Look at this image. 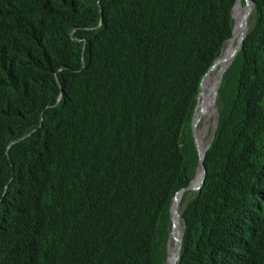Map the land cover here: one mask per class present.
I'll return each mask as SVG.
<instances>
[{"label": "trees", "instance_id": "1", "mask_svg": "<svg viewBox=\"0 0 264 264\" xmlns=\"http://www.w3.org/2000/svg\"><path fill=\"white\" fill-rule=\"evenodd\" d=\"M236 1L0 0V264H165L171 198L198 164L200 82ZM253 1L205 184L181 202V264H213L200 253L221 259L228 231L235 242L253 226L237 210L264 161V0ZM262 240L264 223L251 264Z\"/></svg>", "mask_w": 264, "mask_h": 264}, {"label": "clouds", "instance_id": "2", "mask_svg": "<svg viewBox=\"0 0 264 264\" xmlns=\"http://www.w3.org/2000/svg\"><path fill=\"white\" fill-rule=\"evenodd\" d=\"M239 1L237 4H239ZM251 1H252L251 13H250L249 18L247 20V24L244 27L245 32L243 33V41H242L241 47H239L240 46V38H241V36L239 37V32H240L239 24L240 23L237 24L235 17H234V11H233V14H232L233 27H232L231 36H230V38H228L226 40V42L224 43L218 57L214 60V62L212 63V65L210 66V68L208 69V71L203 76V78L200 82L199 91H198V95L196 98V104H195V107L193 109V114H192V117L190 120V128H191V134H192L194 146H195V141H194L193 132H192L193 116L196 115V118H199L200 117V109L206 105H207L206 110L204 111L203 115L201 116L200 121H199L198 126H197V140H198V132H199L200 122L204 118V114L210 106L215 107V110L217 112V117H216L215 127H214V130L212 132L211 139L209 140V143L206 147V150L211 146V143L213 142V140L216 136L218 123H219L218 100H219L220 87L222 85V81H223V77H224L225 73H227V71L230 69V67L235 62L239 53L243 50L245 40H246V38H247V36H248L252 26H253L254 21L252 22V16L255 12V2L253 0H251ZM241 5H242L243 9L245 10V8H246L245 7V5H246L245 0H242ZM234 7H235V5H234ZM236 31H238V37L236 40L235 47L233 48V50L228 55L224 56V59L222 60L221 57L223 56L224 50L227 47V43L233 38ZM235 50H237V53L235 54V57L232 59V54ZM216 62H219V64H217L216 66H214L213 69H211ZM220 72L223 75L221 84H220L218 89H214L217 76ZM208 73H209V77L205 81L204 87L201 91L202 83L205 80V77L207 76ZM211 77H213V81L211 80ZM57 79H59V78H57ZM57 82H58V80H57ZM58 84L60 85L59 82H58ZM205 88H207L209 90L208 95H207L208 99L206 102L204 100L201 103V97L204 95V89ZM201 93H202V95L200 96ZM211 102H212V105H210ZM196 107H197V110H196ZM198 144H199V141H198ZM195 148H196V146H195ZM206 150H205V153H206ZM196 151H197V149H196ZM205 153H204V157H205ZM197 155H198V153H197ZM198 164H199V158H198ZM198 164H197V167H198ZM197 167H196V169H197ZM196 171L197 170H195L193 177L190 179V181L185 186H187L191 181H194L195 183L199 182L201 176L197 180V174L198 173H196ZM205 179H206V177H205ZM204 184L205 183H203L199 189H188V190H185L182 194H179V204H178V214L179 215L176 218V222L178 224V232L181 234V242H180V253H179L178 259L176 260V264H181L182 250H183V248L185 249V245H183V242H184V236L186 233V226H187L186 219L183 217V213L181 210V202H182L185 194L188 193V197H191L195 192H199L202 189ZM185 186H183V187H185ZM183 187L178 189L175 192V194L172 196L170 206H169L170 219H171V229L169 232L168 243L171 246H173V244H174V238L173 237L170 238L171 231H172V216H171L172 200H173L174 196L176 195V193L179 192ZM251 192H252V196H251V199L249 200V202L238 207L237 210L240 212L239 215L242 217L241 221L251 222V223H253V226L249 227V231L244 230L243 233L241 234V236L239 237V239L235 242L233 240H231V232L228 231L227 234L229 235V238L227 240L229 242L230 248L225 252V254L223 255V257L221 259L215 258L214 255H209L206 252H201L200 253L201 257L205 255L204 258H208L213 264H251V263H253L252 255L257 253V249L255 247V244L257 242L258 227H260L264 223V216H263L264 215V161H259L256 164V177L251 184ZM229 227H231V223L229 224ZM168 243H167V247H168ZM261 244H262V246H264L263 240H262ZM167 254H168V248H167ZM166 259H167V255H166ZM166 259H165V264H166ZM260 259H261V261L259 264H264V255H260ZM185 264H187V262Z\"/></svg>", "mask_w": 264, "mask_h": 264}, {"label": "water", "instance_id": "3", "mask_svg": "<svg viewBox=\"0 0 264 264\" xmlns=\"http://www.w3.org/2000/svg\"><path fill=\"white\" fill-rule=\"evenodd\" d=\"M238 1L239 0H237L235 6L237 5ZM245 3H246V5H245L246 8L244 10L242 18L240 20L241 22L239 24V30H240L239 37L241 36V38H240V46L239 47H241V44H242V41H243V33L245 32L244 31V27L247 24V20L249 18L250 13H251L252 1L251 0H245ZM234 8L232 10V14H233ZM236 53H237V50H235L233 52L232 59L235 57ZM217 64H219V62H216L211 69H213L214 66H216ZM222 76L223 75L220 72L218 74V76H217L214 89H218L219 88V86L221 84V81H222ZM208 77H209V73L207 74V76L205 77V80L202 83L201 91H202V89L204 87V84H205V81L207 80ZM57 80L60 83V80L59 79H57ZM201 95H202V93L200 94V96ZM206 107H207V105L200 109V117L199 118H196V115L193 116V123H192V132H193L195 146H196L197 153H198V158H199V164H198V167L196 169L197 170L196 173H198L199 167H202L201 178H200L198 183H195L194 181H191L187 186L183 187L179 192L176 193V195L174 196V198L172 200V205H171L172 231H171L170 238H172V237L174 238V244H173V246H171L168 243V247H167L168 248V254H167L166 264H176V260L178 259V256H179V253H180L181 234L178 232V224L176 222V218L179 215L178 214L179 194H182L185 190H188V189H199L202 186V184L204 183L205 177H206V174H207V168H206V165H205V162H204V154H201V151H200V148H199V144H198V140H197V126H198V123L200 121L201 116L203 115L204 111L206 110ZM196 110H197V107H196ZM171 249L173 250L174 255L170 259V251H171Z\"/></svg>", "mask_w": 264, "mask_h": 264}, {"label": "bare ground", "instance_id": "4", "mask_svg": "<svg viewBox=\"0 0 264 264\" xmlns=\"http://www.w3.org/2000/svg\"><path fill=\"white\" fill-rule=\"evenodd\" d=\"M241 2H242V0L239 1V4H237L235 6V9H234V17H235V20H236L237 24L240 23L241 17H242V15L244 13V9H243V7L241 5ZM237 37H238V31L235 32V35L233 36V38L227 43V48L224 50L223 56L221 57L222 60L224 59V56L228 55L233 50V48L235 47ZM211 80L213 81V77H211ZM208 92H209V90L207 88H205L204 89V95L201 97V103L204 100H205V102L207 101ZM210 105H212V102H211ZM211 109H212V107H211ZM207 114H208V110L204 114V116L206 118L208 117ZM205 136H206V132H204L202 130L198 133V141H199V147H200L201 154L205 153L206 147H207V145L209 143V141L205 139ZM201 174H202V167H199L198 174H197V180L200 178ZM173 255H174V253H173V250L171 249V251H170V259H171V257Z\"/></svg>", "mask_w": 264, "mask_h": 264}, {"label": "rangeland", "instance_id": "5", "mask_svg": "<svg viewBox=\"0 0 264 264\" xmlns=\"http://www.w3.org/2000/svg\"><path fill=\"white\" fill-rule=\"evenodd\" d=\"M227 48V47H226ZM212 107V109H211ZM208 114H207V118L204 116V118L202 119V121L200 122L199 125V132L202 130L204 132H206V136L205 139L206 140H210L211 136H212V132L214 130L215 127V122H216V117H217V112L215 110L214 106H210L208 109ZM211 110V111H210ZM210 111V112H209ZM204 126V127H203ZM210 126V127H209ZM210 131V132H209ZM198 132V133H199ZM211 135V136H210Z\"/></svg>", "mask_w": 264, "mask_h": 264}]
</instances>
